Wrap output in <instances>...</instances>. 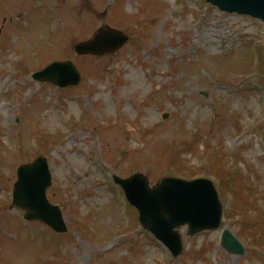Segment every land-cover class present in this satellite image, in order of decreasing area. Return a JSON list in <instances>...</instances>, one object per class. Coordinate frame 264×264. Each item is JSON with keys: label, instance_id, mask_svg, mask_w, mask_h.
Instances as JSON below:
<instances>
[{"label": "rangeland", "instance_id": "obj_1", "mask_svg": "<svg viewBox=\"0 0 264 264\" xmlns=\"http://www.w3.org/2000/svg\"><path fill=\"white\" fill-rule=\"evenodd\" d=\"M43 1L0 0V264H162L167 251L162 247L159 253L137 220L134 234L123 230L122 209L133 224L136 213L122 198L117 205L110 174L135 172L151 184L180 173L222 185L219 197L232 216L224 215L214 232L188 236L185 227L179 229L187 251L176 264H256L253 255H264L254 245L264 246V26L201 0H66L73 12L68 6L57 32L49 31L58 46L52 58L70 60L82 79L70 90H46L27 76L51 58L43 54L45 17H36L44 15L45 4L64 0ZM83 17L87 26L78 21ZM12 18L17 24H9ZM106 25L129 42L93 60L74 54L75 44ZM248 44L256 46L244 49ZM37 48L42 56L33 54L36 62L28 56L22 62V53ZM37 132L52 138L44 142ZM207 147L225 155L206 166ZM39 155L48 157L47 198L61 208L69 239L38 222L19 221L20 211L10 207L16 166ZM251 203H260L257 213L246 209ZM236 215L250 221L242 227ZM222 228L244 240L245 254L231 256L219 247ZM249 230L254 234L247 239ZM129 239L140 243L131 254L128 246L120 247ZM57 245H64L57 248L63 259L54 256ZM166 262L175 264L170 257Z\"/></svg>", "mask_w": 264, "mask_h": 264}, {"label": "water", "instance_id": "obj_2", "mask_svg": "<svg viewBox=\"0 0 264 264\" xmlns=\"http://www.w3.org/2000/svg\"><path fill=\"white\" fill-rule=\"evenodd\" d=\"M207 1L222 10L249 14L264 21V0ZM120 44L119 37H110L100 31L93 41L78 45L76 51L81 53L93 48L108 51ZM50 67L55 72L49 69L44 79L60 86L78 83V75L71 63L53 64ZM41 75H44L43 72ZM115 180L124 188L129 202L137 208L142 226L164 242L174 256L181 248L179 236L173 231L175 227L188 224L189 233H194L214 229L219 225L221 206L211 183L206 180L183 182L164 179L153 189L148 188L147 181L142 176L135 175L127 181ZM49 184L50 178L43 158L20 166L13 186L12 205L23 209L24 217L28 220L38 219L56 231H65L60 211L57 207L48 205L45 200L44 191ZM221 243L229 252H243L242 247L227 232L223 234Z\"/></svg>", "mask_w": 264, "mask_h": 264}]
</instances>
